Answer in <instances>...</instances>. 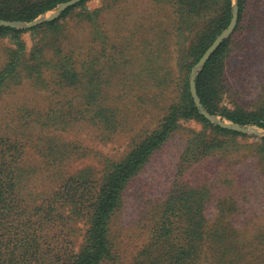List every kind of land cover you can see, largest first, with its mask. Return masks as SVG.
<instances>
[{
	"label": "trees",
	"instance_id": "trees-1",
	"mask_svg": "<svg viewBox=\"0 0 264 264\" xmlns=\"http://www.w3.org/2000/svg\"><path fill=\"white\" fill-rule=\"evenodd\" d=\"M69 1L0 0V20L30 23ZM90 1L29 30L0 27V40L13 42L0 55V264H125L119 231L126 194L182 130L171 186L163 198H148L147 239L132 264H264V137L249 143L211 123L190 91L191 70L229 27L233 1L151 0L174 10L172 44L159 33L165 25H134L122 37L121 25L105 18L117 3L88 11ZM245 3L238 1L236 30L196 85L211 115L264 130V73L248 69L264 63V54L235 51L243 45L235 38L244 33ZM27 32L35 38L30 51ZM173 59L177 74L163 67ZM256 79L262 86L247 100ZM25 87L47 104L21 100L8 115L4 101ZM186 121L201 130L184 128ZM84 128L99 144L125 138L124 155L97 153L99 167L70 171L72 160L91 153L68 139ZM242 151L248 165L241 171L256 184L235 169Z\"/></svg>",
	"mask_w": 264,
	"mask_h": 264
},
{
	"label": "rangeland",
	"instance_id": "rangeland-1",
	"mask_svg": "<svg viewBox=\"0 0 264 264\" xmlns=\"http://www.w3.org/2000/svg\"><path fill=\"white\" fill-rule=\"evenodd\" d=\"M232 1L234 4L235 0ZM244 1L246 2L245 11L241 24L244 33L242 37L239 36V33L237 38H235L238 41L240 40L239 42H241L243 45L242 47L236 46L235 51L240 55V57H242V55L246 56L253 54H264V0ZM113 3L117 4L115 7H113V9L106 13L105 18L109 21L108 25H121L120 31L121 33H124L122 37H128V34H130L129 31L135 27L134 25H165L166 31H159V33L163 35V37H166L168 41H171V44L175 43V30L173 29V25H176L174 24L176 16L174 15V10L171 6H158L152 3L151 0H92L87 3L86 8L88 11H93L96 8L112 5ZM53 13L54 12H50L47 16H50ZM150 35L152 36V34ZM22 41L25 43L27 51H30L34 45L35 38L32 33L27 32L26 34L22 35ZM11 45H13V42L10 39L0 40V55L2 56L5 49ZM245 47V53L240 54V51L242 50L240 48ZM248 47H250V49H248ZM162 58L166 61L167 55H163ZM164 63H166L165 66H163L164 68L171 69V71H174L175 74L180 72L174 59L173 61L170 60V62ZM258 65L259 66L254 68L248 67V69L258 75L259 73H264V63L261 62L258 63ZM231 66V71L237 67L234 62L231 63ZM256 77L257 75L255 78ZM261 86L262 83L259 81V79H256V81L253 82L251 80L247 86V89L249 90L247 93L248 95H246L247 100H254L259 93L256 88ZM173 89L175 88L173 87ZM21 100H26V103L29 102L33 105L45 106L47 104L42 103L40 96H36L32 89L25 87L24 91L4 101L8 104L4 103L3 107L7 105L10 106L6 109L8 115H14L12 113H14L17 104L13 106V103H19ZM149 116L150 115H146V117H143L142 121L144 123L148 121ZM183 126L186 129L196 131H200L202 127L195 121H186L183 123ZM248 128L252 131V134H247V136L250 137L248 140L249 143H252V141L255 142L257 139H262V136L264 135L262 129L252 125H250ZM178 135L179 136H177V138L173 141L170 148L160 155L156 163L152 165L146 174H144L138 180L139 182L135 184L132 190L130 187L126 194V210L124 211L123 220L120 222L121 229L119 231V243L121 244L120 251L124 257L125 264H132L136 255L145 245V239H147V230L145 231L144 228H142V224H144V222L142 223V219L144 214L143 211L146 209V207H148V198L151 197L152 201L163 198L166 194V191H168L169 187L171 186L172 175H174V165L177 161L178 153L182 148L180 144L186 139L183 130ZM68 139L72 141H82L84 145L88 146V149L91 152L87 155V158L83 160H72L68 166L70 171H76L86 166L99 167L100 157L97 153L104 157H110L115 160L120 159L125 153V138L120 136L112 141H109L108 143L99 144L96 132L90 128H84L81 130L77 129L68 136ZM246 154V152H243L239 156H235L238 157V162H240V164L237 165L235 169L238 171L240 176L244 175V177L248 180L243 181L244 183H249L250 185L256 184L254 181H251L253 178L250 176V174L247 175L242 172L243 169L248 165L245 160ZM46 183L47 182H43L41 184L47 186L48 183ZM150 188H152L153 191L149 195L147 194V189ZM262 201L263 200H261V202ZM260 211V214L264 213V203L261 204ZM210 216L213 217L212 214H210Z\"/></svg>",
	"mask_w": 264,
	"mask_h": 264
},
{
	"label": "water",
	"instance_id": "water-1",
	"mask_svg": "<svg viewBox=\"0 0 264 264\" xmlns=\"http://www.w3.org/2000/svg\"><path fill=\"white\" fill-rule=\"evenodd\" d=\"M84 0H71L69 2L63 3L60 5L57 9L50 11L54 12L52 15L47 16L50 12H48L45 15H41L36 20L30 22V23H23V22H8L0 20V27H11L18 30H29L35 27H38L46 22L54 21L55 19L59 18L60 15L65 12L67 9L74 7ZM238 1L235 0V3L233 4V15L231 19V23L229 27L215 40V42L211 45V47L205 52L203 57L200 59V61L195 65L191 72L190 76V91L192 98L195 102L196 107L199 109L200 113L211 123H214L221 128L236 131L241 134L247 135L252 134V131L248 128L249 126H241L234 124L228 120H224L218 116L211 115L202 105L201 100L198 96L197 91V77L199 76V73L202 71V69L205 67L207 62L210 60L212 55L216 52V50L222 45V43L227 40L230 36L233 35V33L236 30V27L238 25L239 20V6ZM264 132V130H262ZM264 135L262 136V138Z\"/></svg>",
	"mask_w": 264,
	"mask_h": 264
}]
</instances>
